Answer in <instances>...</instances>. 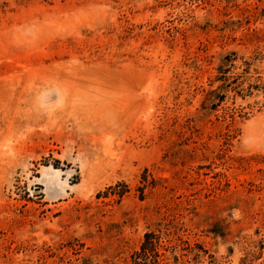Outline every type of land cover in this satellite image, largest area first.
I'll return each instance as SVG.
<instances>
[{
    "label": "rangeland",
    "instance_id": "rangeland-1",
    "mask_svg": "<svg viewBox=\"0 0 264 264\" xmlns=\"http://www.w3.org/2000/svg\"><path fill=\"white\" fill-rule=\"evenodd\" d=\"M264 264V0H0V264Z\"/></svg>",
    "mask_w": 264,
    "mask_h": 264
},
{
    "label": "trees",
    "instance_id": "trees-1",
    "mask_svg": "<svg viewBox=\"0 0 264 264\" xmlns=\"http://www.w3.org/2000/svg\"><path fill=\"white\" fill-rule=\"evenodd\" d=\"M154 232H147L145 234L144 242L141 245V249L136 251L137 257L141 260L140 264H147V259L151 253H155L158 257V247H157V236H154ZM160 264V261H159Z\"/></svg>",
    "mask_w": 264,
    "mask_h": 264
}]
</instances>
